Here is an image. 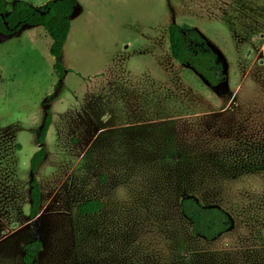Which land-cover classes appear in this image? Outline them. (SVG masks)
<instances>
[{"label":"rangeland","instance_id":"obj_1","mask_svg":"<svg viewBox=\"0 0 264 264\" xmlns=\"http://www.w3.org/2000/svg\"><path fill=\"white\" fill-rule=\"evenodd\" d=\"M77 2L62 79L43 27L0 34V264H25L35 240L38 264H264V0ZM173 22L207 39L225 82L173 58ZM48 113L31 219L30 160ZM187 196L232 227L193 234ZM95 199L101 210L79 212Z\"/></svg>","mask_w":264,"mask_h":264},{"label":"trees","instance_id":"obj_2","mask_svg":"<svg viewBox=\"0 0 264 264\" xmlns=\"http://www.w3.org/2000/svg\"><path fill=\"white\" fill-rule=\"evenodd\" d=\"M78 6L77 0H49L36 6L25 0H17L8 10L7 0H0V34L11 35L24 26H42L51 36L50 54L54 57L53 69L62 79L66 72L61 56L72 26V16ZM169 48L173 58L190 66L209 85L217 86L227 80L225 65L219 54L209 44L197 28L189 24L171 23L168 27ZM53 121L48 113L38 134L41 145L30 160V218L36 217L42 204V189L36 172L44 162L47 150L45 141ZM101 200H88L79 205L81 214L101 210ZM180 210L191 222L193 234L214 240L232 227L230 215L219 207H209L195 197L187 196L181 200ZM43 244L40 240L27 243L24 247L25 264H38L39 252Z\"/></svg>","mask_w":264,"mask_h":264},{"label":"crops","instance_id":"obj_3","mask_svg":"<svg viewBox=\"0 0 264 264\" xmlns=\"http://www.w3.org/2000/svg\"><path fill=\"white\" fill-rule=\"evenodd\" d=\"M47 1H49V0H46V1H43L41 4H38V5H36V6H42V5H44ZM75 13H76V10H75ZM38 26H40V25H38ZM38 26H35L36 28H38ZM25 27V26H24ZM23 27V28H24ZM41 28H42V26H41ZM71 28H72V26H71ZM39 30V29H38ZM71 31V30H70ZM19 32V31H18ZM70 34V33H69ZM69 37V36H68ZM159 36L157 35V33H153V34H150V37H148V42L150 43V51L152 50L153 52H155V53H157V48L159 47L158 46V38ZM168 40H169V37H168ZM52 125V124H51Z\"/></svg>","mask_w":264,"mask_h":264}]
</instances>
